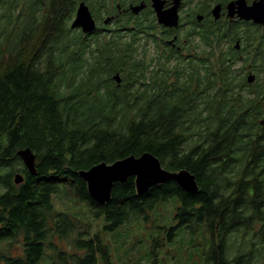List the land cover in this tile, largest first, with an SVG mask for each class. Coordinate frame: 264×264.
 Returning a JSON list of instances; mask_svg holds the SVG:
<instances>
[{"label":"trees","instance_id":"1","mask_svg":"<svg viewBox=\"0 0 264 264\" xmlns=\"http://www.w3.org/2000/svg\"><path fill=\"white\" fill-rule=\"evenodd\" d=\"M81 1H0V264H114L91 223L56 207L64 188L94 217L105 216L110 230L147 220L174 198L176 225L162 227L169 240L180 227L197 232L202 224L214 237L218 225L210 264H253L264 252V25L216 20L204 0L185 30L199 39L202 57H178L174 67L173 54L148 58V45L158 44L150 16L120 15L104 29L118 1L131 0H84L100 22L89 34L70 25ZM154 62L159 73L149 69ZM26 147L37 156L35 175L17 155ZM146 151L165 168L190 170L199 190L170 180L138 195L130 177L115 183L110 202L90 196L79 171ZM257 220L261 236L230 258L227 238Z\"/></svg>","mask_w":264,"mask_h":264},{"label":"rangeland","instance_id":"2","mask_svg":"<svg viewBox=\"0 0 264 264\" xmlns=\"http://www.w3.org/2000/svg\"><path fill=\"white\" fill-rule=\"evenodd\" d=\"M143 3L146 7V2L143 1ZM115 23L113 21L109 24L110 27L113 28ZM139 43L143 46L145 42L140 40ZM154 53L152 47H149L148 58ZM246 66L248 67V64ZM253 73L257 75L256 72ZM244 75L248 76V72L245 71ZM260 77L264 78V71L260 73ZM54 200L59 210L72 213L83 221L91 223L92 233H100L114 264H210L212 261V251L208 250L212 238L211 230L208 226L205 227V224H202L197 232L180 227L172 240L167 238L169 231L162 227L176 225L174 198L155 205L153 210L149 211V219L132 218L112 230L106 228L109 221L105 216L94 217L89 213L87 204L79 201L71 190L64 188L59 196L54 197ZM259 225L257 223L254 226L258 228ZM250 229H240L234 232L231 238H227L229 243H226V246L230 258L233 257L239 244L249 246L248 241L252 234ZM243 234H245L244 237ZM61 241L60 243L68 246L66 241ZM218 244L219 236L215 235L214 246ZM100 264L106 263L102 260ZM253 264H264V252H259V255L255 256Z\"/></svg>","mask_w":264,"mask_h":264},{"label":"water","instance_id":"3","mask_svg":"<svg viewBox=\"0 0 264 264\" xmlns=\"http://www.w3.org/2000/svg\"><path fill=\"white\" fill-rule=\"evenodd\" d=\"M169 8H164L166 0H152V6L158 17V22L165 26L177 27L180 22L179 7L181 0H172ZM227 16L231 19L237 17L242 20H252L255 24L264 25V0H253L251 4L247 0H234L227 5ZM145 3L132 4L130 9L133 13L143 10ZM222 4H216L212 9L214 19L222 17ZM201 21L203 16H198ZM112 20L111 16L105 18L104 23ZM72 28H80L85 34L92 33L97 28V20L94 17L90 6L82 0L76 9L75 17L70 23ZM240 46V41H236ZM114 80L121 83L120 73L113 76ZM249 84L256 80V74L249 72L247 76ZM17 155L22 159L24 165L32 175L36 174V153L29 147L21 148ZM80 176L86 181L90 196L98 203L105 204L111 201L112 191L116 182H126L130 177L135 178V185L138 195H144L155 185L163 184L170 180L175 181L182 189L196 192L199 184L196 175L190 170L183 168L171 170L162 165L161 160L150 151L136 156L129 155L112 163L99 162L88 169L79 171ZM25 177L22 172H16L14 181L21 184Z\"/></svg>","mask_w":264,"mask_h":264},{"label":"flooded vegetation","instance_id":"4","mask_svg":"<svg viewBox=\"0 0 264 264\" xmlns=\"http://www.w3.org/2000/svg\"><path fill=\"white\" fill-rule=\"evenodd\" d=\"M1 1V0H0ZM4 2H8L10 3L11 0H3ZM22 1V0H21ZM146 2V7L145 9L141 10V12L139 13H133L130 9V5L131 4H139V3H143ZM211 1V8L210 10L213 9V7L218 4L221 3L222 4V12L223 18H228L231 21H237L239 20V18L235 17L233 19H231L230 17L227 16L228 14V9L226 4L234 1V0H225L227 3H223L220 0L214 1V0H209ZM253 0H247V2L249 4L252 3ZM120 1H118L119 3ZM204 0H181V6L179 7V15H180V22L179 25L181 24L182 21H184V26H182V28L179 27V25L177 27H169V26H165L163 24H160L158 22V17L156 15V12L152 6V0H134L129 2L128 6H123L121 7L120 4L117 3V7H118V11L116 13H111L105 16H111L112 20L109 21L108 23H104L105 18L103 19V24L105 25L104 29H108V31L112 30L114 28V26H112L113 28L110 27L109 24H111L113 21H116L117 17H119L120 15H124V14H130L133 13L135 20L140 19L141 17H146V16H150V18L153 19L154 21V32H151V34H154L153 38L156 37L157 38V42L158 44H152V45H148L149 47H152V49L154 50V55L158 54L160 55H165L166 57L171 56V54H173V57L171 59L170 62L167 63V65L169 66L170 63L174 64V67L176 66V62L178 61V57H183L186 58V56H198V58H201L202 55L200 54L201 52V47L195 48V39H193L192 37H185V30L186 29H192L194 27V25H196V20L194 18V15L196 14V11H194V6L198 3H203ZM173 4L172 0H166V3L164 5V8H169L171 5ZM209 10V9H208ZM212 13V12H211ZM199 15V14H198ZM202 16H204L202 14ZM212 17V15H211ZM242 20V19H240ZM246 21V20H243ZM99 21L97 20V24L99 25ZM260 25V24H259ZM180 28V29H179ZM197 39V38H196ZM143 40V39H142ZM145 42V40H143ZM240 41V40H239ZM145 45V43H144ZM156 50V51H155ZM153 55V56H154ZM187 59V58H186ZM184 59V60H186ZM173 66V65H172ZM153 74L155 73H159L161 70H163L162 65H159V63L154 62V64L151 65V67L149 68ZM153 69V70H152ZM202 70V69H201ZM252 72L253 69L251 68ZM249 71V72H251ZM140 83L142 84L143 81H140ZM256 223L260 224L259 227L261 226V221L257 220ZM250 225H252L251 221H250ZM256 226L251 227L250 231H251V237L250 240H256L259 236H261V234H259L258 229ZM246 232V231H245ZM215 235H219V226L216 225L215 228ZM245 236V234H244ZM211 237H212V233H211ZM214 237L211 238V244L214 243ZM249 243V241H248ZM210 244V246H211ZM210 250V248L208 249ZM205 251V250H204ZM251 264V263H249Z\"/></svg>","mask_w":264,"mask_h":264}]
</instances>
